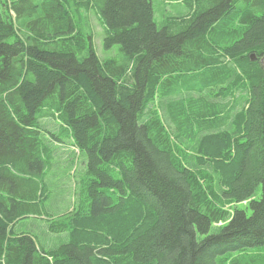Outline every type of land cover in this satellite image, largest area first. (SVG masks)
Here are the masks:
<instances>
[{"label":"trees","instance_id":"trees-1","mask_svg":"<svg viewBox=\"0 0 264 264\" xmlns=\"http://www.w3.org/2000/svg\"><path fill=\"white\" fill-rule=\"evenodd\" d=\"M184 1L159 29L153 0H0V264H264V0ZM198 139L213 173L181 153ZM66 141L87 171L46 250L15 226L45 216Z\"/></svg>","mask_w":264,"mask_h":264},{"label":"rangeland","instance_id":"rangeland-1","mask_svg":"<svg viewBox=\"0 0 264 264\" xmlns=\"http://www.w3.org/2000/svg\"><path fill=\"white\" fill-rule=\"evenodd\" d=\"M155 9V20L162 29L168 24L170 18L183 17L190 13V7L184 0H153ZM259 8H262L259 7ZM92 13V14H91ZM88 14L87 19L83 22V28H86V33L93 38L94 48L101 61H106L113 58L120 59V46L116 45L112 49H106L104 45L105 27L102 19L98 17L96 11ZM259 13H262L260 10ZM238 99L243 101L247 98V94L238 93ZM232 98V97H231ZM164 104L156 102L152 105L162 115L165 125L170 128L167 112L164 109ZM43 126L50 132L59 133V123L55 119H46L43 121ZM230 131L236 137L237 134L233 129ZM182 154L186 155V161L191 169H205L209 173L215 171L214 163H211L208 158L204 157L201 140L196 142H183L180 144ZM55 151V161L52 171L48 177V182L51 188V197L45 202L43 209V217L31 216L21 219L16 222V233H30L37 242L46 250H51L59 247L62 244L68 243L72 237L68 233H54L49 230V220L46 217H58L67 214L80 202V197L76 193L77 183L85 175L87 171V156L79 152L71 143L66 141L64 144H51ZM201 160V162H200ZM201 163V164H200ZM262 194V186H260L257 197ZM247 201L237 203V207H245ZM92 229H86L85 233ZM93 231V230H92ZM211 232H215L213 228ZM93 237L101 239L104 232L98 229L94 232Z\"/></svg>","mask_w":264,"mask_h":264},{"label":"water","instance_id":"water-1","mask_svg":"<svg viewBox=\"0 0 264 264\" xmlns=\"http://www.w3.org/2000/svg\"><path fill=\"white\" fill-rule=\"evenodd\" d=\"M252 59L255 60L256 59V56L255 55H252ZM262 64H263V67H264V58L262 60Z\"/></svg>","mask_w":264,"mask_h":264}]
</instances>
